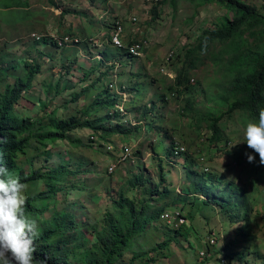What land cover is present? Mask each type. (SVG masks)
Wrapping results in <instances>:
<instances>
[{
	"label": "trees",
	"instance_id": "1",
	"mask_svg": "<svg viewBox=\"0 0 264 264\" xmlns=\"http://www.w3.org/2000/svg\"><path fill=\"white\" fill-rule=\"evenodd\" d=\"M166 1L168 0L152 1L154 5L148 14L151 24L159 20L160 7ZM180 1L189 2L196 13L199 12V9L216 6L233 15L230 19L226 14L217 21L213 28L202 30L196 45L192 47L193 55L205 53L217 64L219 69V82L212 94V104L209 106L204 102L192 101L188 102L184 108V112L190 115L189 128L199 138L207 137L208 146H213L210 152L212 153L219 150L220 145L227 147L231 141L224 134V130L222 131L223 124L233 121L232 123H242L245 126L247 122L255 121L259 111L264 109V4H261L259 10L256 6L247 4L245 0ZM27 6L28 1L26 3L24 0H0L2 13L24 12L21 7ZM115 26L114 23L112 26H106V29L111 32L113 31L112 27ZM249 37L253 38L254 42ZM256 37L259 39L256 40ZM131 44L132 42L125 43L126 46H131ZM2 45L3 47H0V85L2 86L0 87V166L17 174L22 182L30 188L25 201L27 216L40 215L44 218L46 214H49V218H44V225L37 231L38 235L34 238V259L44 258L47 264L163 263L162 260L171 256L168 253L171 243H178L179 237H183L185 241L193 240L190 236L195 230L193 225H189V221L194 224L196 220H200L203 225L207 226L211 224L213 218L211 203L195 197L193 189L186 185L183 188V195L169 196L170 191L166 186L159 192L160 186L152 184L149 177L146 178L144 174L146 169L142 167L141 163L137 165V171L135 170L136 165H131L126 169L128 179L121 170L122 164H119L112 173H109L108 168L99 171L97 169L99 166L90 159L89 163L86 160L73 162L71 158L65 161L68 151L62 155L61 162L57 165L53 164V152L47 146L61 141H67L72 147L79 145L84 149H93L96 153H105L110 159L117 160L111 151H103L105 144L98 145L94 144L95 141L84 142L80 139H73L70 134L77 129H90L109 143L112 141V136H121L126 139L134 133H139L140 128H127L124 124H119L118 121L113 123L112 118L119 117L111 115L118 97L109 96V83H106V88L103 91L102 87L95 89V84H91L92 86L85 87L79 92L72 91L70 94L72 102H77L79 98L84 97L89 102L88 106L82 109L79 114H73L63 119L56 117L55 113H60V107L48 110L49 106H46L44 101L36 100L41 96L34 93L33 87L39 81L42 91L51 97H56L69 88L72 89V84L65 77L71 72L73 64L77 63L76 58L71 60V65L66 62L61 64L56 81L42 80V77L39 76L43 68L42 58L50 54L41 50V45H48L46 40H43L41 44L39 42L26 44L25 55L18 53L15 48L9 53L5 43ZM105 57L108 59L107 56ZM186 58L189 59L188 56ZM56 65L59 64L51 65V70H54ZM187 69L183 66V69L180 70L177 77L178 85L185 82L184 77ZM108 73L104 72L94 83L101 86L98 82L103 81L104 76ZM81 81L93 82L94 80L92 75H89L88 78L84 75ZM120 89L131 88L120 86ZM167 90L171 91V86ZM23 101H28L34 106L28 110L26 108L19 109L18 103H23ZM146 113L143 112L144 115ZM235 116H238L236 120ZM151 124L152 121H149L148 125ZM124 146L126 145L121 142L120 147ZM224 151L226 154H230L229 150L225 149ZM39 155L49 158L52 162L51 166L31 168L29 173L26 172L25 167L32 166ZM69 163H74L73 170L68 169ZM78 164H82L84 169L77 168ZM88 165L90 167L87 168ZM196 167H198L196 158L190 155L183 166L186 172L184 176L190 179L192 172L196 171ZM65 172L73 173L54 184L53 179ZM91 172H96L95 177L106 182L103 185L106 192L105 197H112L110 203L114 208H117V211L102 213L100 204L104 196H97L89 192H85V196L92 203L84 202L82 198H78L65 203L60 209H54L55 202H58V195L69 192L68 189L75 187L80 179H83L80 190H85L91 182V179L86 176ZM158 172H160L157 175L160 183H163L165 172L170 171L160 162ZM257 172L259 173L255 179L249 183L251 192L249 208L237 221L241 224L235 230L237 235L225 240L226 244L223 248L210 249V254L211 252L213 254L209 257L215 258L214 264H264V238L260 236L264 228V217H261L256 209V206H261L264 211V203L261 205V196L264 197V171ZM68 178L70 179L68 180ZM125 182L127 188L141 186L144 197H148V199L137 204L131 200L132 196L128 197L124 193L123 188L119 186L118 189L115 188V185ZM111 190L113 192H110ZM70 193L73 194L72 191ZM155 195H159V197L156 198ZM95 197H99L100 200L96 202ZM165 198H170L174 204L182 205L184 210L182 214L187 220L185 224L174 227L161 222L160 215L165 211V207L160 206L159 201ZM44 202L49 203L48 207L40 212ZM40 203L41 205H39ZM87 206L97 208L84 214L86 213L84 209L86 210ZM95 211L98 214L95 220L97 225L92 226L89 218L90 214ZM117 213L121 217L120 222L113 221ZM75 216L80 218L75 219ZM227 216L232 221L230 223H237L235 218L229 214ZM76 220L83 222L77 225ZM81 226H84L80 228L81 230L90 229L92 236L95 234L97 239L90 249L80 248L79 245L71 247L81 232L78 230ZM97 226H100L99 230H97ZM72 231L76 233L75 238L66 237ZM203 232L204 235H207L205 231ZM195 234L197 233L195 232ZM204 235L202 234V236ZM114 238H117L118 241ZM129 241L131 248L126 246ZM125 253H130L128 260L122 259ZM202 263L208 264L206 261Z\"/></svg>",
	"mask_w": 264,
	"mask_h": 264
},
{
	"label": "rangeland",
	"instance_id": "2",
	"mask_svg": "<svg viewBox=\"0 0 264 264\" xmlns=\"http://www.w3.org/2000/svg\"><path fill=\"white\" fill-rule=\"evenodd\" d=\"M24 1L26 3L28 1V6L21 7V9L24 10L26 14H30L27 19L21 20V22L19 23L14 22L13 24L8 26L6 24H3L0 20V27H3V33H7V35H3L2 33H0V41L3 39H7L5 41V47L9 51V53H11V51L14 49V44L12 43L13 38L25 42L29 38H31V34L34 33L41 34L49 32L50 34L56 36L58 33H63L67 29H70L71 32H73L82 40L86 38L92 40V42L89 43V47L86 46L87 50H92L91 48H93L94 52L96 50L98 51L96 53L90 51L89 54L92 53L93 55H97L100 50L109 52V50L106 49V46L110 47L106 41L107 35L102 36L103 33H107L106 25L108 24L105 19L111 16L118 18L124 26L123 42L146 43V48L143 57H141L140 60L137 61V65L129 63V61L127 60L128 56L125 53L123 55H111V58L114 59L116 61L115 63L118 65V69H116L117 75L120 72V77H126L128 70L124 69H129L130 66L134 67L133 69H146L145 72L147 75L150 76L151 74L155 76V79H157V82L155 84L152 83L150 79L147 80L146 78V92L148 94V98L153 96L154 98L158 99L159 95L163 94V101L159 102V105H161L162 107L160 109V113L166 118L163 121L166 122L169 133L174 134V136L185 146L193 144V150H197L199 146L198 144L201 142V138H199L190 129H188L189 122L185 117H182L180 122L176 119L178 116L177 110L181 106L184 98L189 95H184L180 99H176L174 96L169 94L167 91L168 80L165 79V77H167L165 74L172 73L175 76V71L182 67L180 62H185L186 60L185 51H183L182 49L184 47H189V49H191L197 39V36L201 33L200 30L213 28L217 21L226 15L224 11L220 10L216 6H208L207 8L199 9V12L195 15V11L189 2L180 0H168L164 2L165 4L160 7L161 14L159 20H156L155 23L151 24V18L148 17V14L146 12V7H149V3L146 0H108L106 5L99 4L98 2H92L91 0H52L55 2V5L53 6L50 5L49 0ZM256 6L257 9H261L260 3ZM62 9L71 11V13H68L65 16L61 15V18L66 19V21L62 19L58 20L55 16V14H58ZM37 12L39 13V15ZM75 12H83L85 13V16L78 15ZM105 12H109V14H106ZM5 13L6 14L0 13V17H3V19L7 20L11 19V13ZM88 14L90 15V18L85 19ZM134 17L139 20L136 26H133L130 23L131 19H133ZM37 18L39 19V23H37ZM85 26H87V32H85L84 30ZM249 38L252 42H254L253 38ZM258 39L259 38L256 37V40ZM102 45L103 48L101 47ZM122 46L124 45L122 44ZM0 47L2 48L3 45L1 44ZM112 52L118 53L121 51L115 49L112 50ZM89 54H85L83 58L78 55L77 63L73 64L71 70L72 74L68 75V78L71 79L70 84H72V89L69 88L67 91L58 94L56 97H51L46 95V93L42 91L39 81H37L36 85L33 87L34 93L41 96L36 100L44 101L46 103V106H49L48 110L60 107V113H55L56 117H62L63 119L73 114H79L82 109L88 106L89 102L84 97L79 98L77 102H72V98L70 97L72 91L79 92L83 88L88 87L91 84H95V89H99L100 87H102L101 90H105L106 83L110 79L109 73L104 76L103 81H100V83L98 82V84H101V86L96 85V83L94 82L99 77H101L104 72L109 71L111 73V70H109V68L114 63L107 64L104 63V60H102V62H94ZM22 55H25V53L22 52ZM170 56H172L171 59ZM177 56L181 57L180 60L176 59ZM169 63L175 64L171 65ZM58 70L59 68L55 69V71ZM84 75L87 78L89 77V75H92L94 81H81V78H83ZM211 75L212 72L209 68H207L206 66H201L195 71V75H193V77L194 80H202L203 86L201 88H203L207 87L212 82L210 81L205 84L206 78L209 79ZM46 78H52L53 81L57 80L55 76L51 75V72L47 70L43 74L42 80H45ZM127 84L129 85V87L127 88L132 89V83L128 81ZM0 87L2 86L0 85ZM93 92L96 91L93 90ZM108 94L110 96L111 93L108 92ZM197 97L199 101L205 102L204 94H198ZM23 98L27 99L26 97ZM18 104L19 106L17 107L19 109L26 108L28 110L32 109V107L34 106L28 101H23V103ZM237 117L238 116H235L234 119L236 120ZM240 124L241 125L233 123L228 124L230 133L238 130V132L233 136V142L228 146L230 154H224L222 151H215L210 155H206L204 159H199V161L202 162V168L206 167L212 172L229 173V175L234 173L240 175L242 174L243 164L237 162L235 156L244 155L243 153L248 149L242 142V133L244 126L242 123ZM76 135L82 138L84 141L88 142L90 141V136L94 134H92V130H79L76 132ZM146 135L148 138L146 140L145 137H141V133L131 135L126 139L121 136H112V141H109L112 143H108L106 140L102 141L103 143H105L103 151H105L108 147H111L112 152L116 154V152L114 151L115 144H118L120 146L122 142L124 143V145L131 148L130 157L128 158L127 162L124 163L121 167L122 172H125V170L127 168H130L131 165H136L135 170L137 171V165L141 163L142 167L146 169L148 174H152L153 176H155L158 172L159 159L157 157H153V153L150 151L151 147H149V144H153V141H157L159 137L156 133L150 130L149 127H147ZM97 139L98 138H96V140ZM238 140H241V142L236 143ZM143 141H145L144 145L146 149L144 151L143 149L141 150L142 156H140L139 154H137V152L140 148L139 146L141 142ZM195 143H197V145ZM160 146L162 153H165V150H167V148L163 144H161ZM47 148L51 150V152H53V164L55 165L61 162V157L64 154L65 150L68 151V156H66L64 159L65 161H68V159L71 158L73 162H77L78 160H86L88 162L90 159L93 160L94 163H97V165L99 166L97 167V169L99 171L107 168V164L111 162L106 161V159L110 160V158L104 153H96L93 149H84L82 147H79V145L72 147L66 141L55 143L54 145H52V147L47 146ZM112 162L114 163V161ZM184 162L185 160L179 159V161L174 162V166H166V169L172 172V175L169 178V182H174V184L179 185V183L181 182V175L178 172H184ZM51 164L52 162L49 160V158H46L45 155H39L32 166L25 167V171L29 173V171H31V168L34 169L43 167L45 165L49 167L51 166ZM88 167L90 166L88 165L87 168ZM73 168L74 163H69L68 169L73 170ZM77 168L84 169V166L82 164H78ZM70 173L72 174L73 172H65L64 174L55 177L53 179V183H59L65 178V176ZM95 175L96 172L87 174L86 177L88 179H91V182H89L85 190H80V187H82L81 182L83 180L80 179L75 184V187L68 189L69 192H67L66 194L60 193L58 195V202H55L56 207H54V209H60L65 203L78 198H82L84 202L92 203L85 196V192H89L94 193L97 196H104V199L102 198L103 201L100 204V210L102 211V213L107 211H112L114 213L115 211H117V208H114L110 203V201H112V197H105L106 192L104 191L103 185H105L106 182L104 180H98ZM69 179L70 178H68V180ZM125 184L126 182L117 184L115 185V188L118 189V186L120 188H123L124 193L128 197L132 196L131 200H133L137 204H140V202L148 199V197H144V194L142 193L143 189L141 188V186L138 185L133 188H127L125 187ZM45 188L47 189L46 186ZM29 190L30 188L28 187V185H26V195H28ZM71 191L73 192V194L70 193ZM110 192H113V190H111ZM141 193L142 195L140 196ZM94 199L96 202L100 200L99 197H95ZM48 204L49 203L44 202L42 204L43 209L40 212L46 210ZM39 205H41V203ZM96 208L97 207L94 206H87L86 210L84 209V212H86L84 214L92 212ZM28 217L35 220L37 231H39V229L44 225V218H49V214H46L44 218H42V216L40 215H29ZM97 217L98 214H96V211L90 214L89 219L91 220L92 226L97 225V223L95 222ZM76 218L80 217L75 216V219ZM86 219L88 218L86 217ZM113 221H121L119 213L115 214V219ZM80 222L83 221L76 220L77 225ZM189 222V225H193L194 230L197 233H191L192 236H190V238H192L193 240L189 239L188 241H185L183 237H179L178 243H171L170 250L168 251L171 256L168 259L162 260L163 263L159 262L157 264H204L202 262L205 261L208 264L215 263V258L212 259L209 256L201 260V257L206 255V253L201 250H203L204 248L207 253H210V249L214 250L216 248H223L225 246L226 239L224 238V234L226 231V226L224 224V218H222V216L220 215L214 216L209 226L203 225L202 221L200 220H196L194 224L192 223V221ZM82 227L84 226L79 227L78 230H81L80 228ZM99 229L100 226H97V230ZM97 230H95V232H97ZM203 231H205L207 235H204L205 233ZM202 234L204 236H202ZM75 235L76 233H73L72 231V233L67 235L66 237L75 238ZM212 237H214L215 239L217 238V242ZM114 239L118 241L117 238ZM96 240L97 239L95 237V234L94 236H92V232L90 231V229H83L81 230V232H79V234L77 235V239L71 244V247L79 245L80 248L90 249L92 247V244L95 243ZM126 246L128 248H131V242H127ZM212 254L213 252H211V255ZM128 258H130V253H125L122 259L128 260Z\"/></svg>",
	"mask_w": 264,
	"mask_h": 264
},
{
	"label": "clouds",
	"instance_id": "3",
	"mask_svg": "<svg viewBox=\"0 0 264 264\" xmlns=\"http://www.w3.org/2000/svg\"><path fill=\"white\" fill-rule=\"evenodd\" d=\"M91 1L106 5L108 0ZM146 1L149 3V7H146V12L147 14H149V10H151L154 3L152 2L153 0ZM245 1L247 2V4L254 6L259 3L264 4V0ZM49 2L50 5H55V2L52 0H49ZM64 11L66 10L62 9L58 14H55L58 20L62 19L66 21V19L61 18V15L65 16L66 14L71 13V11L68 10L66 12ZM224 12L228 14L230 19L232 18L233 15L231 13H228L227 11ZM0 13H2L1 10ZM75 13L81 16H85V13L83 12ZM105 13L109 14V12ZM197 13L195 11V15ZM10 15L11 19L9 20L0 17L1 22L8 26L13 24L14 22L19 23L21 22V20H25L28 16H30V14H26L25 11H13V14ZM86 18H90V15L88 14L85 19ZM105 21L108 24L106 26H112V24L114 23L116 24V26L112 27L113 31L108 32V30L106 29L107 33L102 34V36L107 35L106 41L110 47L106 46V49H108L109 52L100 50L97 55H93L92 53L89 54L90 51L94 52L93 48H91L92 50H87L86 48V46L89 47V43L92 42L91 39L86 38L82 40L73 32H71L70 29L65 30L63 33H58L56 36L50 34L49 32L41 34L34 33L31 34V38H29L25 42L13 38L12 43L14 44L15 50L18 53L22 54V52H24L25 50L26 44L34 42H39L41 44L43 40H46L48 45H41V50L50 54L42 58L43 68L41 74H39V76L41 77L47 70L51 72V75L57 78L61 68V64L64 62L71 64L69 63V61L71 62V60H73L74 58H76V60L78 61V55L83 58L85 54H89L94 62H102V60H104V63L107 64L114 63L115 65L112 64L109 68V70H111V73L108 71L110 73V79L107 82L109 83V93H111L110 96L118 97L111 115H118L119 117H113V123L118 121L119 124H124L127 128L139 127V133H141V137H145V140L148 139L146 135L147 127H149L150 130H152L154 133H156L159 139L157 141L154 140L153 144H149V147H151V150L150 148L149 150L153 153L154 158L157 157L159 159L158 165L160 164V162H162V166H164L165 168L166 166H174V162L179 161V159H183L186 162V159L190 155L196 158L198 164V167L195 168L196 171L192 172V176L190 179L184 176V174L186 173L185 169L184 172H178L181 175V182L179 183V185L174 184V182H169V178L172 175V172H165V181L163 183H160V180L157 176L160 172H157V174L153 176L152 174H148L146 171L144 172L146 178L149 177L152 184H157L160 186L159 192H161L163 190L162 188L166 186L170 191L169 196L183 195V188L185 187V185L191 187L195 192V197H198L201 201L209 202L212 204L213 217L220 215L222 216V218H224V224L226 226L224 238L228 240L229 238L235 237L237 235V233L235 232L236 228L241 226V224L237 221L249 208V196L251 195V192L249 191V183L255 179V176L259 173L257 171H264V109H261L259 111L258 117L255 121L247 122L243 128L242 142L245 144L248 150L243 153L244 155L235 156L236 161L243 164L241 175L237 173L231 175H229V173H217L210 171L206 167L202 168V162H200L199 159H204L206 155L214 153L215 151L210 153L213 146L209 147L208 142L206 141L207 137H203L201 138V142L198 144L199 146L197 150H193V144L185 146L174 136V134L169 133L167 124L165 121H163L166 118L160 113V109L162 107L161 105H159V102L163 101V94L159 95V98L156 99L153 96L148 98V94L146 92L147 80L150 79L151 82L155 84L157 82L155 76L151 75L149 72L148 73L150 74V76L147 75L145 72L146 69H133L134 67L130 66L129 69H124L128 70L126 77H120V72L117 75L116 69H118V65L115 63L116 61L111 58V55H123L125 53L128 56L127 60L129 61V63L137 65V61L140 60L141 57H143L146 43L138 42L132 43L131 46H126L123 42V23L118 18L112 16L105 19ZM138 21L139 20L134 17L133 19H131L130 23L133 26H136L138 24ZM37 23H39L38 18ZM119 26L122 28V33L120 35V40L124 45L122 46V48H117L112 44L113 35L116 33V30ZM86 27L87 26L84 27L85 32H87ZM201 31L202 30H200V32ZM0 33H2L3 35H7L6 32L3 33V27H0ZM199 35L197 36V39ZM6 40L7 39L1 40L0 45L5 43ZM196 41L193 46L196 45ZM135 45L143 46V48L139 51L138 56H134L130 53V49ZM101 47L103 48V45ZM192 47L191 49H189V47H184L182 49L183 51H185V58L186 56H188L189 59L186 58L185 62H180L182 67L175 71V76L172 73L165 74L167 76L165 77V79L168 80V87L171 86L172 88L171 91L167 90L169 94L174 96L176 99H180L184 95H189L184 98L181 106L177 110L178 116L176 119L179 122L182 117H185L189 122L190 115L184 112V108L186 107L188 102H204L198 100V94H204V103L210 106L212 104V94H214L217 82H219V69L217 64L210 58H208L205 53H198L197 55H193L192 51L194 50L192 49ZM115 49L121 52H112V50ZM97 51L98 50H96L94 53H96ZM105 56H107L108 59H106ZM171 58L172 56H170V59ZM180 58V56L176 57L177 60H180ZM54 64H59L58 66L56 65L54 67L55 69L59 68L58 71H55V69L51 70L52 68L50 66ZM169 64L174 65L175 63ZM183 66L188 68L187 73L184 77L185 82L178 85L177 77L180 70L183 69ZM201 66H206L212 72V75L209 79L204 77L206 78L205 84L210 81L212 82L207 87L203 88H201L203 86L202 80L197 81L194 80L193 77V75H195V71ZM70 74H72V72H70L68 75ZM68 75H66L65 78L71 82V79L68 78ZM47 80L53 79L50 78ZM128 81L132 83V89H120V86L129 87V85L127 84ZM207 98L209 99L207 100ZM143 112L147 113L144 115ZM149 121H152V124L150 126L148 125ZM232 122L233 121H227L222 126V131L224 130V134L231 140L228 143L227 147H224V145H220V149L217 150L222 151L224 154H226L224 150H229L228 146L233 142V136L238 132V130L231 133L229 132L228 124ZM233 124L241 125L240 123ZM79 130L90 129L75 130L70 134L73 139L83 140L76 135V132ZM92 134H95L98 137L91 135L90 141H95L94 144L98 143V145L105 144L102 142L105 139H102L99 134L94 133L93 131ZM136 134L138 133H134L133 135ZM96 138L98 139L96 140ZM144 142L145 141L141 142L139 146L140 148L137 152V154H139L140 156H142L141 150L143 149L144 151L146 149ZM239 142H241V140H238L236 143ZM161 144H163L167 148V150H165V153H162L160 146ZM195 144L197 145V143ZM105 151L112 152V148L108 147ZM114 151L116 152L115 156L117 157V160L113 158H111L110 160L106 159V161H111L107 164L109 173H112L119 166V164L123 165L124 163H126L131 155V148L129 146H124L121 148L118 144H115ZM64 153H66V150ZM112 153L114 154V152ZM112 161H114V163ZM123 173L127 176L126 170ZM25 191L26 184L22 182L21 178L14 172H10L5 167L0 166V264H47L44 258H33V253L35 251V245L33 241L34 238L38 235V232L35 220L29 218L25 213V201L27 199ZM155 197L158 198L159 195H155ZM263 203L264 198L261 196V205H263ZM159 204L160 206L165 207V211H163L160 215L161 222L174 227H179L187 222L186 218L182 214L184 210L181 204H174L170 200V198L162 199L161 201H159ZM256 209L258 210L260 216L264 217V211L261 209V206H256ZM226 213L235 218L237 223H230L232 221L229 219V217L227 216L228 214ZM260 236L264 238V228L260 233ZM215 240L217 242L218 239L216 238ZM201 251H204V253H206V255L201 257V260L211 255L210 253H207L204 248Z\"/></svg>",
	"mask_w": 264,
	"mask_h": 264
},
{
	"label": "built area",
	"instance_id": "4",
	"mask_svg": "<svg viewBox=\"0 0 264 264\" xmlns=\"http://www.w3.org/2000/svg\"><path fill=\"white\" fill-rule=\"evenodd\" d=\"M122 33V28L119 26L116 33L113 35L112 44L117 48H122V42L120 40V35ZM143 48L141 45H135L130 49V53L134 56L139 55V51Z\"/></svg>",
	"mask_w": 264,
	"mask_h": 264
}]
</instances>
